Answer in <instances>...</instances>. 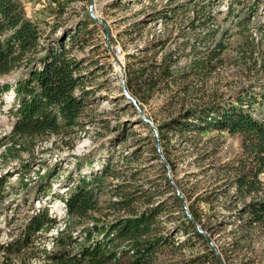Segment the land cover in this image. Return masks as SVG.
Listing matches in <instances>:
<instances>
[{"label":"rangeland","instance_id":"374dc122","mask_svg":"<svg viewBox=\"0 0 264 264\" xmlns=\"http://www.w3.org/2000/svg\"><path fill=\"white\" fill-rule=\"evenodd\" d=\"M17 1L27 17L46 21L43 44L82 25L77 41L68 40L67 48L71 57L84 60L81 72L92 93L80 119L82 127L39 137L29 150L18 151L17 146L5 156L2 152L12 141L2 145L0 177L7 176V181L0 198V264H53L57 229L37 235L18 257H7L4 250L26 218L44 208L58 227L70 223L76 228L72 234L78 245L69 253L79 255L86 227L129 215L112 206L119 199L114 195L117 188L138 190L141 196L147 191L152 207L162 208L146 237L154 243L146 264H264V218L258 222L252 213V205L264 200V173L258 192L251 195L240 192L236 184L239 173L255 169L243 134L182 131L186 124L202 120H193L194 112L203 117L208 106L237 105L236 97L246 89L257 94L258 102L244 109L264 120L259 103L264 91V0ZM219 42L225 51L208 60ZM116 47L122 50L119 55ZM169 56L173 74L160 76ZM139 67L146 69L143 81L157 76L152 91L147 85L141 90L128 83L129 69ZM22 70L23 66L2 76L0 84L14 83ZM3 101L0 145L13 129L8 112L14 94H4ZM18 138L13 142L25 146L26 140ZM108 164L118 176L104 180L100 211L92 212L97 222L67 218L62 197L68 186ZM39 177L51 182L55 195L36 197ZM134 208L136 214L147 209L143 201ZM196 230L203 237L195 235ZM132 245L126 240L108 244L116 260L106 264L132 262Z\"/></svg>","mask_w":264,"mask_h":264},{"label":"trees","instance_id":"16d2710c","mask_svg":"<svg viewBox=\"0 0 264 264\" xmlns=\"http://www.w3.org/2000/svg\"><path fill=\"white\" fill-rule=\"evenodd\" d=\"M92 22L95 23L94 20ZM45 23L46 21L40 22L34 17H27L17 0H0V78L23 66L14 83L0 84V103H4V94L9 92L14 94V102L8 112L14 119L13 129L11 136L4 138L5 141L0 145V149L6 142H12L11 146L7 145L2 156L17 146L18 151L29 150L33 146L29 144L34 143L39 137L82 127L80 119L90 104L88 95L92 91L86 90V75L81 72L84 69L82 67L84 60L71 57L70 49L67 48L68 40L72 44L77 41L82 25L76 30L64 31L61 37L43 44ZM216 48L209 53L208 60L219 58L226 46L223 42H219ZM170 58L171 56L164 60L165 64L161 68L160 76L173 74L172 64L167 63ZM195 65L197 68L201 66L199 62H195ZM129 71L131 78L128 83L131 86L138 85L142 90L143 85H147L149 91L156 87L157 76L153 74L143 81L146 69L139 67L138 70L129 69ZM257 97L253 90L246 89L236 97L237 105L232 103L229 106H208L204 110L206 115L203 117L196 112L192 115L193 120L202 118L200 123L186 124L182 128L183 132L203 133L217 129L231 134H243L245 151L252 156L255 169L239 173L236 184L240 192L250 195L258 192L259 176L264 173V120L261 121L244 109V107L252 108L258 102ZM259 97L260 105L264 106V91ZM16 137H19V140L25 139L26 145H20L19 142L16 145V142H13ZM65 145L69 149L73 148L71 142L66 141ZM109 175L118 176L111 171L110 164L104 166L101 172L80 176L78 183L68 186V193L62 197L67 218H93L97 222L98 217H94L92 212L100 211L98 195L105 178ZM135 178L136 173L132 174V180ZM6 181L7 176L0 177V198ZM35 195L36 197L55 195L51 182L39 177L35 186ZM114 195L119 199L112 201V206L129 215L114 223L102 225L95 223L91 227H86L84 229L86 237L79 244L81 245L78 249L79 255L70 257L69 253L78 245L77 238L72 234L76 228L71 229L70 223H67L63 229L58 227L57 219L44 208L27 217L16 237H12L7 243L4 247L7 257H18L23 250L34 244L37 235L57 229L58 235L54 238L55 250H53L55 254L50 255L54 260L53 264H106V260H116V255L107 246L115 240H126L133 244V261L127 264H146V260H150L149 256L154 251V243L146 237L152 231L154 220L162 213V208L152 207L153 202L147 191L141 196L138 195V190L134 193L120 192L117 188V193ZM142 201L147 209L136 214L134 204ZM252 213L258 222L263 220L264 200L252 205ZM194 234L203 237L197 230ZM89 242L91 243L88 245ZM119 263L126 264L120 261Z\"/></svg>","mask_w":264,"mask_h":264},{"label":"water","instance_id":"95a60500","mask_svg":"<svg viewBox=\"0 0 264 264\" xmlns=\"http://www.w3.org/2000/svg\"><path fill=\"white\" fill-rule=\"evenodd\" d=\"M92 16H93V18L94 19H96V17L92 14ZM97 20V19H96ZM122 83H123V87H124V89H126V84H125V79H123V81H122ZM126 91V90H125ZM127 95L129 96V94L127 93ZM142 118V120H144V121H146V122H149V123H151L148 119H146V118H144V117H141Z\"/></svg>","mask_w":264,"mask_h":264},{"label":"built area","instance_id":"2783aa9c","mask_svg":"<svg viewBox=\"0 0 264 264\" xmlns=\"http://www.w3.org/2000/svg\"><path fill=\"white\" fill-rule=\"evenodd\" d=\"M121 48L120 47H116V50L114 51L116 55H119L121 53ZM126 77V74H125ZM125 82H126V78H125Z\"/></svg>","mask_w":264,"mask_h":264}]
</instances>
